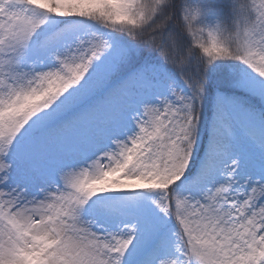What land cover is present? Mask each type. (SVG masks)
Here are the masks:
<instances>
[{
    "label": "snow or ice",
    "instance_id": "6c2138e0",
    "mask_svg": "<svg viewBox=\"0 0 264 264\" xmlns=\"http://www.w3.org/2000/svg\"><path fill=\"white\" fill-rule=\"evenodd\" d=\"M101 90L121 128L41 179ZM0 264H264V0H0Z\"/></svg>",
    "mask_w": 264,
    "mask_h": 264
},
{
    "label": "rangeland",
    "instance_id": "374dc122",
    "mask_svg": "<svg viewBox=\"0 0 264 264\" xmlns=\"http://www.w3.org/2000/svg\"><path fill=\"white\" fill-rule=\"evenodd\" d=\"M160 72H163V69H160ZM156 89L157 85L149 86L147 94L150 95ZM131 103V97L125 99L123 96L112 94L110 100L104 103L98 112L91 113L88 123L80 118L64 121L50 136V146L45 144V156L36 162L28 160V165L41 179L50 177L57 167L72 162L85 151L94 150L104 134L118 131Z\"/></svg>",
    "mask_w": 264,
    "mask_h": 264
},
{
    "label": "trees",
    "instance_id": "16d2710c",
    "mask_svg": "<svg viewBox=\"0 0 264 264\" xmlns=\"http://www.w3.org/2000/svg\"><path fill=\"white\" fill-rule=\"evenodd\" d=\"M177 3H179V0H177ZM169 27L175 30L178 34H181V35H178V39H180L181 43L184 45L186 49L187 40L184 39L182 36L183 29L180 24L178 16L172 20ZM150 52H151V49H145L144 54L139 56L135 63L136 64L155 63L156 58L154 55H150L149 54ZM199 55H200L199 52L194 50V57L197 60L199 59ZM201 68H203V64H201ZM213 75L215 76V73H213ZM111 95L112 94L110 92H105L103 90L96 92L91 99H89L81 107L77 108L74 112L68 113L66 116H64L62 119L57 121L55 124L50 125L43 132L37 134V136L34 138L33 143L34 145H38V150L31 151L29 155L26 157L27 161L31 160V161L36 162L40 160L43 156H45V150H46L44 149L45 144L48 143V145L50 146L51 144V142H49L50 136L54 134L55 130H58V128L64 121L72 119V118H80L85 123H88L91 113L98 112L101 106L110 100ZM253 105L254 107H257V108L259 107V105L256 102H253Z\"/></svg>",
    "mask_w": 264,
    "mask_h": 264
}]
</instances>
